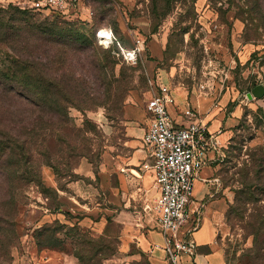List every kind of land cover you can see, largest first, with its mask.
<instances>
[{
  "label": "rangeland",
  "instance_id": "374dc122",
  "mask_svg": "<svg viewBox=\"0 0 264 264\" xmlns=\"http://www.w3.org/2000/svg\"><path fill=\"white\" fill-rule=\"evenodd\" d=\"M150 5L151 0H113L112 13L98 24L89 17L90 6L84 1L83 19L75 18L76 23L95 35L100 28L113 29L119 42L111 46L113 53L135 69L123 102L124 113L117 119L109 118L104 107L86 112L70 109L76 127L85 128L86 117L97 124V129L88 128V134L94 137L96 148L102 144L100 157L94 162L82 158L76 174L60 180L51 167H43L45 185L57 188L46 193L30 189V201L19 214L20 235L8 251H0V264H169L156 253L158 243L152 242L146 250L135 243L128 254L121 250L125 223H131L130 230L136 235L159 230L155 183L152 179L151 186H146L139 175L143 171L133 140L140 138L137 132L148 124L146 100L163 84L186 89L190 97L194 93L192 99L202 100L200 109L208 101L209 111L238 106L243 113L232 138L219 153L211 154L196 179L194 195L203 220L209 219L215 227L213 248L221 251L223 264H264V189L253 187L252 202L245 203V210L239 204L237 181L239 170L251 161L252 150L264 145V95L247 96L256 86H264V0L259 4L178 0L154 31ZM0 7L8 9L9 2ZM251 12L258 16L254 24L244 18ZM137 45L141 47L137 62L128 63L121 47ZM47 225L54 229L50 244L42 239L46 233L41 230ZM81 235L92 241L87 239L89 244L84 246ZM101 235H107L110 245L95 260L100 244L93 240ZM201 237L202 232L195 233L197 242ZM157 240L161 242L162 237Z\"/></svg>",
  "mask_w": 264,
  "mask_h": 264
},
{
  "label": "trees",
  "instance_id": "16d2710c",
  "mask_svg": "<svg viewBox=\"0 0 264 264\" xmlns=\"http://www.w3.org/2000/svg\"><path fill=\"white\" fill-rule=\"evenodd\" d=\"M84 1L98 24L114 9L113 0ZM175 1L151 0L153 31ZM255 16L251 12L244 18L252 24ZM42 18L15 2H9L8 9L0 7V251L4 252L20 235L19 214L30 201V189L57 188L45 185L43 167H51L60 180L76 174L82 158L94 162L100 157L102 144L96 148L88 134V128L97 129V124L86 117L85 128L76 127L70 109L86 112L104 107L109 118L121 119L135 70L113 48L101 47L96 35L86 33L75 19ZM250 158L237 179L239 204L245 210V203L252 202L253 187L264 189V145L253 149ZM52 228L41 230L46 233L45 244L54 241ZM106 238L93 240L100 244L95 260L110 245ZM79 239L84 246L92 241L84 235Z\"/></svg>",
  "mask_w": 264,
  "mask_h": 264
},
{
  "label": "built area",
  "instance_id": "2783aa9c",
  "mask_svg": "<svg viewBox=\"0 0 264 264\" xmlns=\"http://www.w3.org/2000/svg\"><path fill=\"white\" fill-rule=\"evenodd\" d=\"M5 2H15L43 17L83 19L80 14L84 0H0V4ZM87 13L93 16L90 9ZM96 37L106 48L117 41L111 28L98 29ZM121 51L125 60L133 64L141 47H121ZM146 111L148 124L142 138L145 160L141 169L151 171L156 181V220L164 236L163 248L171 264H180L183 254L192 255L197 249L194 234L201 225V216L191 209L196 179L211 161V154L219 153L225 142L209 130L191 103L178 107L171 85H160L152 93L146 101Z\"/></svg>",
  "mask_w": 264,
  "mask_h": 264
},
{
  "label": "crops",
  "instance_id": "0c3cea01",
  "mask_svg": "<svg viewBox=\"0 0 264 264\" xmlns=\"http://www.w3.org/2000/svg\"><path fill=\"white\" fill-rule=\"evenodd\" d=\"M173 91L175 94L176 103L179 108L180 107L182 108L188 103L189 104L191 103L194 106V108H196L201 113L202 120L208 124L209 130L215 135H218L219 139H221L223 142L226 143L230 138H232L234 134L233 128L239 123V120L243 115V113L240 112V108L238 106L235 108L233 107L234 109L228 108V110H225L224 112L223 110L214 111L212 109L211 111H209L208 109H206L208 105V101L205 100L207 101L206 106L200 109L199 104L202 103V100L199 99L198 96H197V100H195V97L192 99V96L194 95V93L191 94V97H190L189 92L186 89L179 88V87L176 89H173ZM231 103L232 102L229 101L227 103V107ZM144 109L147 115L146 103H145ZM146 128L147 126L142 128L141 131L137 132L138 133L137 136H140V138H138L139 140L138 139L133 140V144L137 146V152L139 154L138 167L140 170H142L141 163L145 160V150H144L142 138L146 131ZM138 173L139 175H141V177H143V181L146 186H151L152 179H153V182L155 183V190L158 196L156 181H155V178L152 172L143 171V175L140 174V172ZM199 197L201 196L199 195ZM198 200H199L198 197L194 195L193 201L191 203V209L197 211L201 216L202 214L200 211L201 204L197 202ZM130 226H131L130 222L125 223L124 233L123 235H121V242H122L121 250L123 253L128 254L131 248L133 247V245H135V243L138 246L142 247L144 250H146L147 248H150L152 242L158 243L159 246H156L155 248L156 253L160 255L162 254V256L168 261V263L171 264L169 257L163 248L164 236L159 226H158L159 230L154 231L150 235H145V234L136 235L133 231L130 230ZM196 232H202L201 241L197 242V240L195 239L197 243L196 252L192 255L183 254L181 256L180 264H215V261H218V264H223V255L221 251H218L215 248H213L214 243H215V238H216V231H215V227L213 223L209 219L203 220V217L201 216V225ZM159 235L162 237L161 242L157 240V237ZM194 238H195V234H194ZM215 256H217V260L212 259Z\"/></svg>",
  "mask_w": 264,
  "mask_h": 264
},
{
  "label": "water",
  "instance_id": "95a60500",
  "mask_svg": "<svg viewBox=\"0 0 264 264\" xmlns=\"http://www.w3.org/2000/svg\"><path fill=\"white\" fill-rule=\"evenodd\" d=\"M264 95V86L258 85L252 89V91L247 92V96L249 99H253L255 97H262Z\"/></svg>",
  "mask_w": 264,
  "mask_h": 264
}]
</instances>
